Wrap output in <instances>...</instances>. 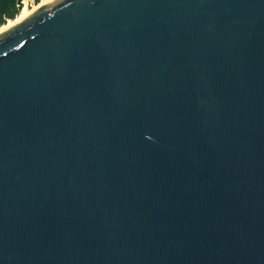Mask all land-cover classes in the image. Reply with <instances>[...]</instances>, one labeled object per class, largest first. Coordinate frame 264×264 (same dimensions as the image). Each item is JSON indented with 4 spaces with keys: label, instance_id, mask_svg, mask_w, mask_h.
I'll use <instances>...</instances> for the list:
<instances>
[{
    "label": "water",
    "instance_id": "1",
    "mask_svg": "<svg viewBox=\"0 0 264 264\" xmlns=\"http://www.w3.org/2000/svg\"><path fill=\"white\" fill-rule=\"evenodd\" d=\"M0 264H264V0H53L1 32Z\"/></svg>",
    "mask_w": 264,
    "mask_h": 264
},
{
    "label": "trees",
    "instance_id": "2",
    "mask_svg": "<svg viewBox=\"0 0 264 264\" xmlns=\"http://www.w3.org/2000/svg\"><path fill=\"white\" fill-rule=\"evenodd\" d=\"M42 0H34L36 4ZM22 8L21 0H0V24H5L9 19H14Z\"/></svg>",
    "mask_w": 264,
    "mask_h": 264
},
{
    "label": "bare ground",
    "instance_id": "3",
    "mask_svg": "<svg viewBox=\"0 0 264 264\" xmlns=\"http://www.w3.org/2000/svg\"><path fill=\"white\" fill-rule=\"evenodd\" d=\"M53 0H42L40 3L36 4L33 7H30L28 4L24 5L20 10V13L14 18L9 19L5 24H0V33L5 31L11 26H14L24 20L27 16H29L32 12H34L39 7L51 3Z\"/></svg>",
    "mask_w": 264,
    "mask_h": 264
},
{
    "label": "built area",
    "instance_id": "4",
    "mask_svg": "<svg viewBox=\"0 0 264 264\" xmlns=\"http://www.w3.org/2000/svg\"><path fill=\"white\" fill-rule=\"evenodd\" d=\"M30 2L31 3H35L34 0H21V3L24 5L28 4Z\"/></svg>",
    "mask_w": 264,
    "mask_h": 264
},
{
    "label": "rangeland",
    "instance_id": "5",
    "mask_svg": "<svg viewBox=\"0 0 264 264\" xmlns=\"http://www.w3.org/2000/svg\"><path fill=\"white\" fill-rule=\"evenodd\" d=\"M28 5H29L30 7H33V6L36 5V3H31V4H30V2H29ZM22 7H23V4H22ZM21 9H22V8H21Z\"/></svg>",
    "mask_w": 264,
    "mask_h": 264
}]
</instances>
